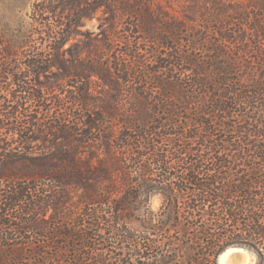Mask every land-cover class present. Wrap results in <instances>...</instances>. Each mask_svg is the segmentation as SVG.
Segmentation results:
<instances>
[{"label": "trees", "instance_id": "16d2710c", "mask_svg": "<svg viewBox=\"0 0 264 264\" xmlns=\"http://www.w3.org/2000/svg\"><path fill=\"white\" fill-rule=\"evenodd\" d=\"M222 1L193 0L189 11L202 21L188 43L206 59L176 50L181 27L152 0L35 5L53 18L52 50H0V264H219L234 247L264 264V1L254 18ZM101 7L111 32L133 18L167 53L154 51L151 65L141 52L112 57L103 40L63 50ZM247 33L257 49L240 48ZM48 62L71 117L28 112L31 101L46 107L31 80ZM36 132L47 147L34 154Z\"/></svg>", "mask_w": 264, "mask_h": 264}, {"label": "rangeland", "instance_id": "374dc122", "mask_svg": "<svg viewBox=\"0 0 264 264\" xmlns=\"http://www.w3.org/2000/svg\"><path fill=\"white\" fill-rule=\"evenodd\" d=\"M194 1H201L202 3L205 2V0ZM263 1L264 0H223L222 3L225 8H231L234 6L239 9L242 7L245 11H247V14L250 13L251 18H254L253 16L258 15L261 11L260 8H255L254 5H260ZM192 2L193 0H152V3L160 9L163 20L169 18L171 19L170 22L173 24L179 23V26L181 27L177 34L176 40L178 41V46L176 50H192V54L196 58L206 59L209 55L205 51H202L204 49H199L200 46L198 44H194L193 48L188 43L191 36L195 35L197 32V22L199 23V21H202L198 17L197 19H194L196 20L194 23L189 22V18L191 16L189 11L193 6ZM42 3L43 0H0V50H16L18 51V54H23V56L31 55L32 50H34L36 54L39 56L41 55V58L43 56L45 57L49 50H52L50 44L52 41L48 38L49 33L45 28V23H48V25L52 24L53 18L51 17V14L46 13L41 15L42 13L40 12V7H36V11H34L35 5H40ZM41 16L44 18V21H41ZM110 17L111 15L107 12L105 7H101L91 12L90 15L83 18L81 25L78 27V33L66 43L63 50H68L70 47L73 51H75L79 46H84L85 41L89 43L91 40L94 42L95 40H103V42H99L101 45L100 50H110L108 54L112 57L119 55L121 60H123L122 62H125V60L127 62H132L133 58L130 57L133 56V53L141 52V54L145 56L144 59L146 63L151 65L153 64L152 61L154 51L167 53L168 49L155 45L154 39L134 31L136 29L131 27L135 24V20L133 18H126V16H122V21H119L116 32H111L109 21ZM224 20L228 22L233 21L228 14L224 16ZM40 22H42V24ZM181 23L185 24L189 31H186L185 28L182 27ZM214 25L218 26L217 24ZM163 27L164 26L162 25L158 26V28ZM183 29L184 32H182ZM248 36L252 38L251 33H249L247 37ZM259 39L264 45V34ZM253 43L254 38H252V41L246 40L241 43L240 48L243 50L244 48H247L246 50H253V48H256ZM108 45H110V48ZM261 50H264V46L261 47ZM255 56L260 58L257 54ZM66 57L70 58V54L67 53ZM17 59L21 61L19 57H17ZM24 60L25 59L22 61L24 62ZM260 60H262V58L258 59V61ZM20 68L21 72L24 74L28 72V70L24 69L26 68L24 64H21ZM59 73V70L56 67H52V64L48 62L44 63L39 74L31 80L37 84L35 88L39 91L42 98H44L46 107L42 110L41 108H37L35 106L36 104L31 101L28 103L29 114L37 115L42 118L47 115V111L54 112L55 115L62 114L68 117L74 115L75 111L70 109L72 108L71 104H69V99H71L70 95L63 94L62 85L65 83V80L58 77ZM136 73H140V75L143 74L141 69L136 71ZM8 83L10 82L5 83V85ZM57 84L60 85V90L55 87ZM2 97H6V95L3 94ZM25 97H28V95H25ZM53 99H60L61 105L57 106L54 105L53 102H50ZM33 136L34 138H37V140H31L29 142V150L32 153L37 154L46 148L47 144L41 141L43 138L41 133L36 132ZM161 204L162 197L160 195L157 194L151 197V209L158 210ZM132 226L138 228L139 223L134 222L132 223ZM254 262H256L255 255Z\"/></svg>", "mask_w": 264, "mask_h": 264}, {"label": "water", "instance_id": "95a60500", "mask_svg": "<svg viewBox=\"0 0 264 264\" xmlns=\"http://www.w3.org/2000/svg\"><path fill=\"white\" fill-rule=\"evenodd\" d=\"M234 249L236 251H234L229 256V258L226 260V264H254L255 263L254 262V254L251 251H249V250H247V249H245L243 247H234ZM244 252H248V253H250L252 255L251 262L248 263V259L246 258ZM222 254L218 258L219 264H222Z\"/></svg>", "mask_w": 264, "mask_h": 264}, {"label": "bare ground", "instance_id": "6f19581e", "mask_svg": "<svg viewBox=\"0 0 264 264\" xmlns=\"http://www.w3.org/2000/svg\"><path fill=\"white\" fill-rule=\"evenodd\" d=\"M236 251L234 248H230L228 249L227 251H225L223 254H222V264H226V260L229 258V256L234 252ZM246 258L248 259V263L251 262V259H252V255L248 252H244Z\"/></svg>", "mask_w": 264, "mask_h": 264}]
</instances>
